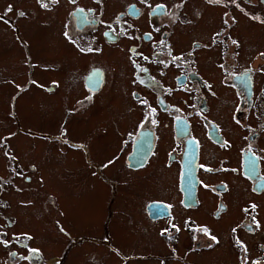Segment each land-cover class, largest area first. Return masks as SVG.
Listing matches in <instances>:
<instances>
[{"label": "flooded vegetation", "instance_id": "1", "mask_svg": "<svg viewBox=\"0 0 264 264\" xmlns=\"http://www.w3.org/2000/svg\"><path fill=\"white\" fill-rule=\"evenodd\" d=\"M118 1L119 7L110 9L109 0H55L53 10L67 11L61 37L78 58L87 56V61H78L68 75V89L80 84L78 93L82 94L72 100L79 107L77 113L89 111L96 100L108 102L111 108L106 118L119 115L113 125L117 122L124 130L115 126L119 174H153L149 182L165 191L141 203L144 223L154 228L161 224L158 235L165 239L167 253L161 254L163 260L156 258L157 264H198L187 257L221 243L214 231L216 225L228 228L236 264H264V43L240 63L242 40L233 32L236 16L264 31V0ZM38 2L46 6L49 0ZM8 7L0 11V23L22 44L28 70L25 68L23 82L11 76L0 84L12 86L10 96L21 93L20 86L28 80L23 92L31 86L41 90V82L31 78L37 65L21 40V11H7ZM210 9L219 10V23L218 29L206 34L198 17L202 12L212 14ZM191 32L199 33L192 36ZM228 36L231 42L225 40ZM55 66L61 64H51V68ZM10 96L8 108L15 102ZM69 105L66 96L64 121L75 114ZM9 117L22 135L46 138L20 126L17 110ZM65 129L62 124L56 132L62 140L57 137L48 142L71 145ZM15 135L0 138L5 161L4 172H0V264H62L74 246L87 242L105 247L118 259L116 264H130L142 256L131 257L112 243L109 223L120 181L103 173L109 161L94 160L89 146L80 150L85 163L92 176L93 171H100L107 181L104 187L112 195L103 234L74 238L59 232L68 239L64 252L48 255L34 243L33 236L28 237L31 233L15 232L17 217L8 196L18 194L19 205L31 203H25L21 193L23 185L34 183L36 176L32 167L27 169L31 163L22 161L10 145L9 139ZM56 200L51 193L49 202L58 208ZM153 202L162 205L150 208ZM141 231L147 228L141 227ZM183 236L191 237V244L180 252L177 245ZM91 257L94 261L95 256Z\"/></svg>", "mask_w": 264, "mask_h": 264}, {"label": "rangeland", "instance_id": "2", "mask_svg": "<svg viewBox=\"0 0 264 264\" xmlns=\"http://www.w3.org/2000/svg\"><path fill=\"white\" fill-rule=\"evenodd\" d=\"M119 4L118 0H109L110 9L118 8ZM8 6L13 12L20 10L24 13L18 20V26L24 37L20 38L26 43L32 61L37 65L31 78L38 79L46 87L53 86L41 90L31 86L23 92L29 84L28 80L26 85L20 86L23 89L21 93L10 96L13 92L12 86L9 83L0 84V138L16 133L9 139L10 145L22 161L31 163L27 166L28 171L32 167L31 172L36 174L34 183L24 184L25 190L21 193L22 200L31 203L19 205L16 200L18 194L8 196L12 200L10 209L17 217L15 232L31 233L28 237L33 236L34 243L40 245L48 255H62L68 243L66 238L68 234L74 238L84 235L100 237L103 234L105 219L109 214L107 205L112 195L111 191L104 187L107 181L100 171H93L92 176L91 169L85 163L86 156L80 150L83 146H89L94 160L99 163L109 161V166L103 173L109 179L120 181L121 188L117 192L113 204L114 214L109 223L112 243L116 249L129 252L131 257L142 255L139 259H133L130 264H157L156 258L160 257L163 260L161 254L167 253L163 244L165 239L158 235L161 224L154 228L153 225L144 223L141 203L144 198L162 196L165 191L149 182L153 174H119L120 160L115 159L119 145L115 126L119 125L117 122L113 125V122L119 119V115L106 118L111 108L108 102L96 100L89 111L77 113L79 107L72 100L77 95L81 96L82 93H78L80 84L68 89L67 82L70 80L68 75L77 67L78 61L85 63L87 56L78 58L71 46L61 37L62 20L67 17V11L60 8L56 13L53 10L55 0H49L46 6L38 0H0V11ZM210 10L212 14L202 12L201 17H198V22L202 29L206 30V34H210L215 28L218 29L219 10ZM236 18L238 24L234 26L233 32L242 40L241 57L238 53V61L241 63L248 54H254L251 50L261 48L264 43V31L242 16ZM197 33L199 32H191L192 36H197ZM225 40L231 42L229 36ZM252 45L256 47L250 48ZM27 63L28 58L22 44L16 42L11 32L0 23V80L6 81L12 76L16 81L23 82L26 78L25 68L28 70ZM54 63L61 66L43 68L44 65ZM210 68L218 70L214 64H211ZM52 79L59 80L60 86L57 85L58 82H52ZM9 96L11 99L15 97L12 108H8ZM66 96L70 102L69 106L75 112L68 121L63 120L66 117L64 113L66 109H63ZM114 99L118 103V99L116 97ZM16 110L20 126H25V129L42 134L46 138L33 139L31 136L22 135L23 133L15 128L14 120L9 117V114L16 113ZM86 113L88 115H85ZM62 124L66 127V136L72 142L71 145L61 141L48 142L57 137L63 139L56 133ZM119 128L124 131L120 126ZM16 142L22 149L17 147ZM3 163L5 161L0 154V172H4ZM124 180H127V184L123 183ZM103 187L105 191H102ZM51 193L57 197L58 208L49 202ZM57 225L59 226L56 227ZM141 227H146L147 231L142 232ZM214 231L221 243L211 250L190 253L187 259L198 264H236L228 228L216 225ZM183 237L184 240H178L177 247L180 252H184L191 244L189 242L191 237ZM159 247L161 250L157 249ZM153 252L161 253L151 256ZM91 255L95 256L94 261L90 259ZM117 262L118 259L105 247L87 242L74 246L66 254L62 264Z\"/></svg>", "mask_w": 264, "mask_h": 264}, {"label": "snow or ice", "instance_id": "3", "mask_svg": "<svg viewBox=\"0 0 264 264\" xmlns=\"http://www.w3.org/2000/svg\"><path fill=\"white\" fill-rule=\"evenodd\" d=\"M7 11H11V7H9ZM18 15H21V16H22V15H24V13H23V12H20V13H18ZM233 43H236V42L233 41ZM89 50H91V49H89ZM254 207H255V206H253V208H254ZM204 231L206 232L207 229H205ZM213 239H215V238L213 237Z\"/></svg>", "mask_w": 264, "mask_h": 264}, {"label": "water", "instance_id": "4", "mask_svg": "<svg viewBox=\"0 0 264 264\" xmlns=\"http://www.w3.org/2000/svg\"><path fill=\"white\" fill-rule=\"evenodd\" d=\"M154 205H155V203H152V204H150V208H153L154 207Z\"/></svg>", "mask_w": 264, "mask_h": 264}]
</instances>
